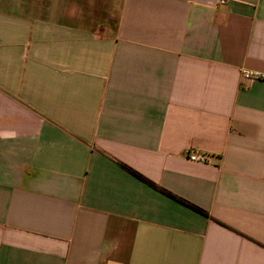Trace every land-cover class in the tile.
I'll return each instance as SVG.
<instances>
[{
  "label": "crops",
  "instance_id": "crops-1",
  "mask_svg": "<svg viewBox=\"0 0 264 264\" xmlns=\"http://www.w3.org/2000/svg\"><path fill=\"white\" fill-rule=\"evenodd\" d=\"M245 71L264 0H0V264H264Z\"/></svg>",
  "mask_w": 264,
  "mask_h": 264
},
{
  "label": "trees",
  "instance_id": "trees-1",
  "mask_svg": "<svg viewBox=\"0 0 264 264\" xmlns=\"http://www.w3.org/2000/svg\"><path fill=\"white\" fill-rule=\"evenodd\" d=\"M124 168H126V169L129 171V173H131L133 176H135V177L138 178L139 180L143 181L144 183L148 184V185L151 186L152 188L158 190L159 192H161V193L167 195L168 197L174 199V200L177 201V202H180L181 204H184V205H186V206L192 208L193 210H195V211H197V212H199V213H201V214H205L202 210L196 208L195 206H193L192 204L186 202L185 200H183V199H181V198H179V197H177V196L171 194L170 192H168V191H166V190L160 188L159 186H157V185L154 184L153 182L149 181L148 179H146L144 176H142V175L139 174L138 172L134 171L133 169H131V168H129V167H126V166H124Z\"/></svg>",
  "mask_w": 264,
  "mask_h": 264
},
{
  "label": "built area",
  "instance_id": "built-area-1",
  "mask_svg": "<svg viewBox=\"0 0 264 264\" xmlns=\"http://www.w3.org/2000/svg\"><path fill=\"white\" fill-rule=\"evenodd\" d=\"M227 0H221L222 4H225ZM244 79L249 80V81H259V80H264V75L258 72H244ZM190 160L194 162H200V163H205L206 160L204 157L197 156V155H190Z\"/></svg>",
  "mask_w": 264,
  "mask_h": 264
}]
</instances>
